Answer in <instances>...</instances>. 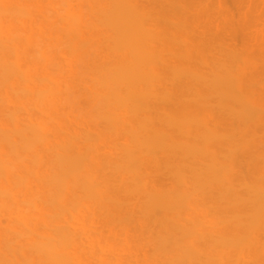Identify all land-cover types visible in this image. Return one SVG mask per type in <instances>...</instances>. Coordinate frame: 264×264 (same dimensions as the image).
<instances>
[{
    "label": "bare ground",
    "instance_id": "6f19581e",
    "mask_svg": "<svg viewBox=\"0 0 264 264\" xmlns=\"http://www.w3.org/2000/svg\"><path fill=\"white\" fill-rule=\"evenodd\" d=\"M0 264H264V0H0Z\"/></svg>",
    "mask_w": 264,
    "mask_h": 264
}]
</instances>
